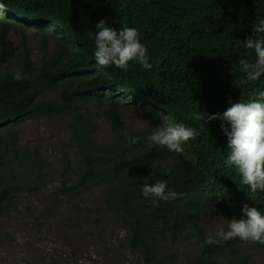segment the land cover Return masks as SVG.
Wrapping results in <instances>:
<instances>
[{
	"label": "trees",
	"instance_id": "16d2710c",
	"mask_svg": "<svg viewBox=\"0 0 264 264\" xmlns=\"http://www.w3.org/2000/svg\"><path fill=\"white\" fill-rule=\"evenodd\" d=\"M0 4L6 8L0 16V168L3 154L16 148L22 123L65 117L70 120L79 173L72 186L63 182L60 191L79 194L101 185L107 211L122 223L127 247L140 253L144 264H160L161 241L179 233L200 247L193 264H249L236 250L239 238L205 244L200 218L204 212L240 218L244 204L264 214V191L252 192L235 166L225 163L230 150L221 121L194 117L198 112L222 114L231 103L247 102L264 91V74L242 82L245 74L239 63L257 59L244 41L250 36L264 41V33L254 31L264 21V0H0ZM101 20L117 30L136 28L151 70L138 62H129L126 72L114 64L99 66L94 56L95 25ZM31 29L45 50L54 43L52 56L32 58L26 36ZM11 31L22 39L20 53ZM17 69L19 80L13 79ZM50 94L54 96L47 98ZM137 106L151 125L133 133L129 144L122 135L121 113ZM91 107L103 110L116 134L114 143L98 145L93 140L98 126L89 114ZM168 122L200 133L185 143L183 154L150 147L146 140L157 125ZM136 137L140 139L133 143ZM35 167L41 180L45 166L40 162ZM161 179L184 197L151 206L141 187ZM21 190L22 185L7 183L0 192V216Z\"/></svg>",
	"mask_w": 264,
	"mask_h": 264
},
{
	"label": "rangeland",
	"instance_id": "374dc122",
	"mask_svg": "<svg viewBox=\"0 0 264 264\" xmlns=\"http://www.w3.org/2000/svg\"><path fill=\"white\" fill-rule=\"evenodd\" d=\"M35 32L31 29L26 33L32 58L52 56L56 52L54 43L45 50ZM10 39L20 53V35L11 31ZM89 114L98 126L95 143H114L116 134L103 110L91 107ZM121 118L127 143L133 133L147 131L151 125L138 106L124 109ZM69 125L65 117L25 121L18 128L16 148L3 154L0 192L7 183L22 185V190L0 216V264H144L142 255L127 247L122 223L107 211L101 185L79 194L60 191L63 182L72 186L79 173ZM40 162L45 166L41 180L34 173ZM230 219L204 212L200 225L206 236H214L219 228H227ZM159 246L160 264H193L200 248L186 233L177 234L175 239L169 236ZM236 250L249 264H264L261 244L238 241Z\"/></svg>",
	"mask_w": 264,
	"mask_h": 264
},
{
	"label": "clouds",
	"instance_id": "9594fccd",
	"mask_svg": "<svg viewBox=\"0 0 264 264\" xmlns=\"http://www.w3.org/2000/svg\"><path fill=\"white\" fill-rule=\"evenodd\" d=\"M6 12L5 5L0 4V16ZM95 60L101 67L114 64L117 68L129 69V62H138L144 69L151 70L147 47L140 42L139 32L134 27L115 29L106 26L101 20L95 25ZM254 31L264 33V21ZM244 47L254 49L256 61L249 63L241 59V71L245 74L242 82L256 81L264 74V41L253 39L251 36L244 41ZM13 79H21L19 69L15 70ZM231 103V102H230ZM195 120L211 122L221 121V131L227 137V148L230 154L225 161L228 166H235L242 177L243 184L250 187L252 192L264 191V91L254 94V98L247 102L231 103L222 114H206L198 112ZM162 119L167 120L166 116ZM199 131L186 127L182 123H163L146 137L149 146L166 147L168 151L183 154L185 143L199 136ZM140 137L133 138L136 143ZM168 174L172 172L169 168ZM141 195L151 206L158 207L160 202H170L183 198L184 193L177 192L170 187L167 180L161 179L154 183H144ZM242 216L229 220L227 228H219L215 235L206 237L205 244H223L239 238L245 243H259L264 245V214L256 207L248 204L242 206Z\"/></svg>",
	"mask_w": 264,
	"mask_h": 264
}]
</instances>
